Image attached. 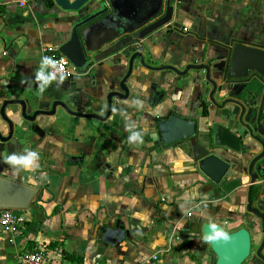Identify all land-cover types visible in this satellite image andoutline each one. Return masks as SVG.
Returning <instances> with one entry per match:
<instances>
[{"label":"crops","instance_id":"crops-1","mask_svg":"<svg viewBox=\"0 0 264 264\" xmlns=\"http://www.w3.org/2000/svg\"><path fill=\"white\" fill-rule=\"evenodd\" d=\"M18 1L0 0V136L6 139H0V155L35 150L39 167L14 172L0 161V177L36 189L34 201L20 211L24 224L11 233L0 226V264H18L20 254L45 247L59 249L50 253L51 264H214L202 235L204 223L229 231L247 228L257 246L252 264H264L257 257L261 221L247 211L249 190L257 187L253 206L264 212V162L253 167L252 183L248 168L257 154L218 151L237 166L217 186L196 172L188 143L163 147L156 125L170 111L178 112L197 121L199 141L207 143L215 123L243 132L241 117L245 124L256 119L263 82L250 80L248 99L245 82L228 85L222 78L236 44L264 48V0H175L173 21L165 27L170 33L146 40L143 54L176 73L141 79L128 100L115 103L108 119L102 118L108 114L106 86L117 72L112 60L92 77L74 73L71 79L52 80L41 92L35 72L48 74L43 52L57 48L66 14L45 0L25 6ZM148 1L112 0L113 19L92 47L110 46L106 43L126 29L124 19H141ZM204 66L218 86L215 103L207 73L199 70ZM153 94H161L157 102H151ZM18 101L27 104L29 115L49 112L57 101L68 110L58 106L54 115L30 122L22 118ZM5 104L12 134L1 116ZM128 125L143 133L141 143L128 142Z\"/></svg>","mask_w":264,"mask_h":264},{"label":"water","instance_id":"water-1","mask_svg":"<svg viewBox=\"0 0 264 264\" xmlns=\"http://www.w3.org/2000/svg\"><path fill=\"white\" fill-rule=\"evenodd\" d=\"M48 6L57 12L66 14L65 29L58 38L59 44L55 50L61 52L72 63L78 76L92 77L110 60L116 68V75L107 83V107L108 114L102 119H108L114 109V105L119 101L129 99L131 92L135 91L141 79L149 77L151 74L161 72L176 73V68L162 66L159 62L143 54L146 40L156 41L159 38L165 39L170 30L165 29L173 21L176 8L172 5L174 0H158L157 11L145 17L147 7L152 6L148 1L145 9L140 10L141 19H124L127 24L126 29L120 35H116L106 44L107 48H93L92 40L99 31L109 25L113 19L112 12L115 7L110 0H51ZM207 73L206 79L213 86V93L210 101L215 103L213 94L217 92V85L210 81V68L204 66L199 68ZM225 78L228 85L238 80L250 79V75L255 72L258 80L264 84V48L236 44L232 48L229 65L226 69ZM188 73L185 72L182 76ZM153 78V76H150ZM159 78V77H157ZM165 77L164 79H167ZM155 88L158 83L154 82ZM156 90V89H155ZM264 100V96L262 101ZM14 103V102H11ZM22 107V118L30 122H35L40 115H54L58 106L68 110L65 103L57 101L52 110L36 111L33 115L27 112V104L18 101ZM5 107L1 110V116L10 126L11 134L13 125L5 115ZM243 116L247 114V109L242 108ZM262 116V106L255 120L245 124L242 122L243 132L232 130L231 128L215 123L210 129V139L204 146L199 141L198 123L182 117L178 112L170 111L165 117L157 121V130L160 135L162 146L165 148L173 145L188 143L191 149V163L196 172L215 185L225 183L228 177L236 168L237 163L224 156L218 151L243 157L245 154L254 155L255 158L249 164L248 172L252 183L256 178L253 175V167L258 161L264 162V119ZM2 141L6 139L0 136ZM260 146L261 150L255 152L254 146ZM252 187L249 190L247 211L256 216L261 221L263 238L257 251V257L264 262V212L253 206ZM36 189L28 184L18 182L5 177H0V210L15 209L19 211L27 210L34 201ZM111 227L106 230V236ZM202 235L209 244L216 260L214 264H244L250 257L252 251V237L247 228H239L236 231L226 230L217 223H204Z\"/></svg>","mask_w":264,"mask_h":264},{"label":"built area","instance_id":"built-area-1","mask_svg":"<svg viewBox=\"0 0 264 264\" xmlns=\"http://www.w3.org/2000/svg\"><path fill=\"white\" fill-rule=\"evenodd\" d=\"M32 1L33 0H19L18 4L20 6H25ZM44 57L50 58L55 64V68L50 65H44L48 73H55L56 79L53 80H61L60 76H63V79H69L74 75V73L77 74V71L73 67L72 63L61 52L55 49H45L43 52V58ZM24 222L25 218L20 214L19 210H0V226L5 232H14L17 228L24 224ZM177 236L178 231L174 230V238H176V240H178ZM51 252L58 253L59 249L55 248L51 250L45 247L25 251L24 253L19 255L18 264H51L49 259V255ZM153 259L157 260L158 256H154Z\"/></svg>","mask_w":264,"mask_h":264},{"label":"clouds","instance_id":"clouds-1","mask_svg":"<svg viewBox=\"0 0 264 264\" xmlns=\"http://www.w3.org/2000/svg\"><path fill=\"white\" fill-rule=\"evenodd\" d=\"M42 64L50 65L55 68L54 62L48 57L43 58ZM35 79L39 82L38 87L42 92L53 79H56V75L54 72L45 74L42 70H37L35 72ZM60 79L62 80L63 76H60ZM126 127L130 130L127 136L128 142L141 143L143 133L135 130L134 125H128ZM0 161L10 166L14 172L31 171L39 167V154L35 150L24 149L21 152H11L0 155ZM0 259L3 258L0 257Z\"/></svg>","mask_w":264,"mask_h":264},{"label":"flooded vegetation","instance_id":"flooded-vegetation-1","mask_svg":"<svg viewBox=\"0 0 264 264\" xmlns=\"http://www.w3.org/2000/svg\"><path fill=\"white\" fill-rule=\"evenodd\" d=\"M112 1V0H110ZM175 1V0H174ZM149 2H151L152 6L150 8L147 7V10H146V13H145V17H149L150 15L154 14L156 11H157V2L158 0H150ZM112 3V2H111ZM172 5L174 6V2H172ZM174 17V16H173ZM260 78H258V76L256 75L255 72H253L251 75H250V79H244V80H238L237 82H245L243 83L244 85H246V91L248 90H251V88L249 86H251V81H257V82H260V80H258ZM226 82V80H225ZM263 88H264V84H263ZM262 98L264 96V89L262 90ZM251 93V92H250ZM161 94L157 95V94H153V96H151V102H157L159 99H160V96ZM250 97H253L252 95L248 96V99H250ZM261 106L262 108L264 107V100L262 101L261 99ZM205 109V108H204ZM202 145H204L205 143H201ZM180 145V144H178ZM204 146H208V145H204Z\"/></svg>","mask_w":264,"mask_h":264},{"label":"trees","instance_id":"trees-1","mask_svg":"<svg viewBox=\"0 0 264 264\" xmlns=\"http://www.w3.org/2000/svg\"><path fill=\"white\" fill-rule=\"evenodd\" d=\"M45 2H46V4L52 3L51 0H45ZM247 92H248L249 95H251L250 90H248ZM203 114L205 115L206 112L204 111ZM257 196H258V188L257 187H253V190H252V199H253V201L256 200ZM70 258H76L79 261L83 260V256L82 255H78V256L71 255Z\"/></svg>","mask_w":264,"mask_h":264},{"label":"rangeland","instance_id":"rangeland-1","mask_svg":"<svg viewBox=\"0 0 264 264\" xmlns=\"http://www.w3.org/2000/svg\"><path fill=\"white\" fill-rule=\"evenodd\" d=\"M72 78V77H71ZM69 78V79H71ZM258 195H259V191H258ZM256 250H257V246L256 244H254V242L252 243V251H251V255L250 257L245 261L244 264H252V259L256 256Z\"/></svg>","mask_w":264,"mask_h":264}]
</instances>
